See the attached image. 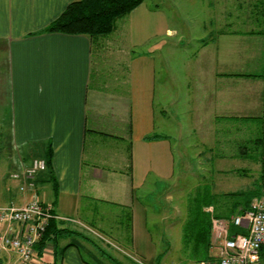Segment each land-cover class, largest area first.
<instances>
[{"label": "crops", "instance_id": "obj_1", "mask_svg": "<svg viewBox=\"0 0 264 264\" xmlns=\"http://www.w3.org/2000/svg\"><path fill=\"white\" fill-rule=\"evenodd\" d=\"M72 1L0 0V125L7 126L0 152V205L22 206L37 199L53 207L59 227L82 231L81 225L118 245L95 248L81 236H61L56 248L48 244L41 254L35 249L30 264H54L55 257L56 264H165L150 225L157 215L149 208L154 191L169 188L173 178L181 182L177 172H185L184 154L169 130L168 111L176 114L180 108L162 98L152 56L156 51L148 48L155 45L161 50L176 34L188 33L197 18L182 16V26L176 27L156 0H144L122 18L129 32L123 39L41 31ZM188 2L182 0V7ZM220 2L213 11L209 2L207 6L210 13L216 12L208 18L205 30L211 39L203 47H210L211 55L207 57L211 84L205 88L209 97L200 96L204 86L196 83L198 97L190 108L195 123L205 129L200 138L207 141L215 122L223 121L219 117L250 121L264 116V77L236 75L258 74L264 68V0ZM188 11L183 9L182 14ZM124 43L131 46L124 49L129 56L117 60L122 56L121 48L116 52L118 44ZM236 43L244 44L246 53ZM142 47L147 50L139 53ZM235 55L247 64L238 71ZM220 65L231 69L220 73ZM177 126L181 130L180 122ZM0 133L4 134L1 128ZM49 140L54 149L53 177L40 172L33 187L29 180L14 178V172L22 173L35 157L43 156ZM211 143V151L219 150ZM241 147L233 157H247ZM199 170L195 163L190 173ZM228 192L234 191L213 193L223 205ZM171 194L167 190L159 197L168 200ZM206 211L223 218L239 214L232 205L216 209L211 204ZM20 227L0 222V232L17 234ZM213 235L211 226V242ZM73 237L79 245L66 247ZM110 247L120 248L125 258L112 257L105 251ZM45 256L50 258L46 263ZM12 258L16 264L17 253L0 245V262L9 264ZM193 258L196 264H219L211 247L202 260Z\"/></svg>", "mask_w": 264, "mask_h": 264}, {"label": "rangeland", "instance_id": "obj_2", "mask_svg": "<svg viewBox=\"0 0 264 264\" xmlns=\"http://www.w3.org/2000/svg\"><path fill=\"white\" fill-rule=\"evenodd\" d=\"M156 2L158 3L157 5L164 8L168 13L170 21L176 27L180 28V25L182 26V16L188 20L190 18L194 19L196 16L198 22L195 24L196 21L193 20L191 29L187 30L188 33L182 35L183 37L176 34L177 38L174 37L169 41V44L162 45L161 50H158L159 47L157 48L155 45H150L148 48L152 52L156 51L152 56L155 59L157 69L156 83L160 92H164L162 98L169 101L171 107L180 108V111L176 110V114L172 113L173 110L168 111L171 116L169 117V130L173 136V143L175 145H182L177 146V149L180 151L182 147L183 159L184 163H186L184 169V163H182V171L185 170V172H177V176H180L181 182L178 181L177 177L176 179L173 178L171 180L172 185L170 182V187L163 190L166 192L167 190L171 191L172 197L170 196V199L164 200V198L159 197L160 193H163L162 190L154 191V196L152 197L154 203L150 204L151 209L149 208V210L150 214L154 212L157 216L154 217L152 215L153 218L150 219V225L158 250L165 254L162 256L163 259H161L165 264H196L198 261L193 257H205L210 250L207 252L202 247L198 254L193 251L196 239L193 236L195 234H190V236L188 234L190 230L186 233V228H193L189 224V221L192 219V217H189V213L193 214L194 210L191 208V212H189V207L196 205L195 199L196 202L204 199L206 192L222 193L223 191L248 190L256 187V184H263L264 117L256 120L250 119V121H238V119L234 118L219 117L223 121L220 123L215 122L212 131L207 132L209 133L208 137L212 133L211 141L215 144V149L218 148L219 150H210L212 143L200 138L199 134L201 135L205 129L195 123L194 112L191 113L190 108L194 107V102L198 97L196 83L204 86L199 90L200 96L205 95L207 98L209 97V93L205 91V88L211 84V59L207 58L211 57V55L209 53L210 47L206 49H203V47L211 39V37L206 35L205 30V27L209 26L210 19L208 18L215 15L216 12L210 13L207 6L209 2V6H211V10L213 11L217 6L220 8L222 2L220 0H191V2L184 3L185 6L183 7L182 0H156ZM183 9H188V13L182 14ZM123 21L122 18H119L115 30L110 34L99 36V38H126L127 33H129L127 30L128 26L126 27ZM118 47L116 52L121 48L122 51L119 50L118 53L122 56L117 57V60L125 61L128 54L124 49L129 50L131 46L124 43L118 44ZM236 47L241 52L244 51L246 53L247 47L244 44L236 43ZM145 50L147 49L142 47L139 48L138 52L141 53ZM239 59L238 55H235L233 59V64H235L237 71L238 68L247 65L246 63L243 64L242 61L239 62ZM257 61L258 59H255V62ZM253 63L252 61L251 64ZM229 69L231 68L226 65H220L219 67L220 73ZM262 72L264 73V68ZM178 122H180L181 130L178 129ZM0 128L4 132V134L0 133V141L1 143H5L2 139L7 137V126L0 125ZM205 128L208 127L205 126ZM215 140H219L220 142H216ZM241 145L245 146L247 157H233L232 154L234 152L237 154L241 151ZM216 153L223 154V156L216 155ZM210 155L216 156L210 159ZM195 163H199L200 170L194 171L193 174L190 172L193 170ZM218 169L222 171H218ZM215 200L218 203L221 199L215 198ZM153 208L155 210H152ZM157 209H161V211L157 212ZM157 213L160 214L158 215ZM232 216H229L228 219ZM78 224L81 223L78 222ZM80 226L79 228L95 239L100 246L104 244L105 247L111 244L112 246L116 245L111 238L101 237L96 234L95 230ZM186 235L188 236V241H186ZM189 242L191 243L188 244ZM106 249L105 251L115 258L119 257V255L122 258L124 256L119 250L120 248H117L118 250L111 247ZM128 255L131 256L132 254ZM49 260L50 258L45 256L43 262L46 263ZM3 262L6 264L5 260ZM14 262L12 258L9 264H14Z\"/></svg>", "mask_w": 264, "mask_h": 264}, {"label": "trees", "instance_id": "obj_3", "mask_svg": "<svg viewBox=\"0 0 264 264\" xmlns=\"http://www.w3.org/2000/svg\"><path fill=\"white\" fill-rule=\"evenodd\" d=\"M143 1L144 0H74L55 20H53L48 26H46V28L41 31L60 32L66 34H84L90 36L91 38L110 34L115 30L118 19L124 18L129 15L133 10L140 6ZM236 75L264 77L263 72L258 74ZM252 118L259 119L260 117ZM157 137L158 136L156 135L152 138ZM3 149L4 146H2V143L0 141V152L3 151ZM35 158H42L46 160L47 167L45 171L49 173L50 178L53 177L54 149L52 140H49L47 142V145L45 147V153L43 154V156ZM261 195H264V181L262 185L256 184V187L248 190H237L234 192L225 193L224 196L228 197L229 200L224 202L223 205L219 204V202L217 203V201L215 200L216 194H214L212 191L211 193L206 192L205 198L201 199L198 202H196L195 199L196 205H192L193 207H189V212H191V208L194 210L193 214L189 213V217H192V219L189 221V224H191L193 228H186V233L188 230H190L188 232L189 235L195 234V236H193L196 238L193 246L194 253L198 254L199 250L202 247L207 252L208 250H210L212 226L211 214L206 211V207L210 206L211 204H214L217 209L221 206L228 208L232 205L233 212L243 213L250 207L252 200ZM52 212L56 214L53 207ZM58 222L59 221H56L55 218L50 219L43 236L35 242L34 248L36 249V251H38V253H43L48 244H52L54 248H56L61 236L73 234L76 236H81V238L87 239L92 247H100V245L95 241V239L90 237L85 232L73 229L69 226L59 227L60 224ZM230 232L231 234L246 233L243 228L237 227L236 225H233L231 227ZM75 239H77V237H73V242L68 244L66 247L72 244L79 245V242ZM186 241H188L187 235ZM190 243L191 242H189L188 244ZM195 258L202 260L204 257L200 258L198 256H195ZM56 263L57 258L55 257L54 264ZM262 264H264V258L262 260Z\"/></svg>", "mask_w": 264, "mask_h": 264}, {"label": "built area", "instance_id": "obj_4", "mask_svg": "<svg viewBox=\"0 0 264 264\" xmlns=\"http://www.w3.org/2000/svg\"><path fill=\"white\" fill-rule=\"evenodd\" d=\"M46 160L34 158L22 173L15 172L16 179L29 180L34 186V178L46 170ZM26 183L21 187L25 190ZM212 211V209H210ZM58 216L52 207L34 199L22 206H0V222H17L20 232H0V245L13 249L18 259L16 264H30L35 253L34 244L44 234L50 219ZM72 222V221H70ZM76 222V221H75ZM213 240L211 250L216 252L219 264H262L264 258V195L252 200L250 207L230 219L212 214ZM232 225L243 228L246 233L231 234Z\"/></svg>", "mask_w": 264, "mask_h": 264}, {"label": "water", "instance_id": "obj_5", "mask_svg": "<svg viewBox=\"0 0 264 264\" xmlns=\"http://www.w3.org/2000/svg\"><path fill=\"white\" fill-rule=\"evenodd\" d=\"M0 264H2V263L0 262Z\"/></svg>", "mask_w": 264, "mask_h": 264}]
</instances>
